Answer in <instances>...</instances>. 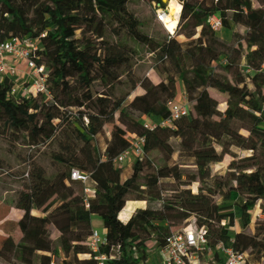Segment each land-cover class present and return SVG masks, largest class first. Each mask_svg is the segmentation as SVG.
I'll return each instance as SVG.
<instances>
[{
    "label": "trees",
    "instance_id": "obj_1",
    "mask_svg": "<svg viewBox=\"0 0 264 264\" xmlns=\"http://www.w3.org/2000/svg\"><path fill=\"white\" fill-rule=\"evenodd\" d=\"M153 1L164 7L162 0H148ZM180 2L176 37L159 39L141 32L127 9L129 0H0V44L23 38L41 42L34 59L49 76L53 98L48 103L42 97L15 98L7 81L0 84V138L26 147L50 146L57 138L49 127L58 125L68 139L51 154L59 168L48 176L33 165L29 186L13 206L23 215L13 225L10 247L0 245V255H11L10 264H96L87 242L93 232L91 210L100 206L106 208L101 253L107 264H148L149 244L163 247L175 221L204 217L207 209L213 216L204 230L214 264H221L214 251L227 242L236 217L253 227V234L237 233L234 249L246 255L245 264L264 263V77L251 56L255 51L264 61V0ZM212 16L223 30L244 31L243 52L217 37L209 26ZM103 23L114 27L117 37L125 35L149 50L159 63V83L135 84L132 89L139 87L142 95L129 104L110 93L131 55L106 43L98 48ZM179 83L189 116L174 128L147 131L143 121L168 117ZM217 98L225 100L224 111ZM235 108L240 109L237 119ZM116 125L120 130H110ZM134 138L144 140V156L123 177L112 161ZM227 152L241 156L224 172H214ZM72 171L91 178V198L85 199V187L71 180ZM193 186L197 197L181 198ZM128 203L145 208L122 223ZM228 204L231 208L218 210Z\"/></svg>",
    "mask_w": 264,
    "mask_h": 264
},
{
    "label": "rangeland",
    "instance_id": "obj_2",
    "mask_svg": "<svg viewBox=\"0 0 264 264\" xmlns=\"http://www.w3.org/2000/svg\"><path fill=\"white\" fill-rule=\"evenodd\" d=\"M165 1L168 3L169 0ZM176 1L179 2L180 0ZM127 9L137 20H139L141 24L140 30L143 34L149 36L150 38H169L162 26L156 23L150 2L147 0H129ZM230 17L231 15H228V18ZM243 33L244 31L242 29L233 27L231 31L220 30L216 33V35L221 40L227 42L232 41L243 52L244 47L241 43V37ZM97 38L98 48L102 47L103 43H106L110 46L118 48L122 52L129 53V55H131L129 65L123 69V76L110 93V96L113 100L126 99V104H129L136 96L142 95V91L139 87H136L135 90L132 89L135 84L145 79L150 80L153 84L159 83V75H161L159 63L157 62L155 56L149 53V50L136 44L125 35L121 34L117 37L115 34V28L107 25L106 23H103L100 27L97 33ZM252 62H257L255 63L256 66L263 64V62L259 63V60L256 61L253 56ZM247 87L253 93L256 92L255 88L252 86L247 85ZM60 91L61 89L59 92ZM177 98L178 104L188 102L181 83H179L178 86ZM217 99L222 104L221 109L224 111L227 108L224 102L225 100L222 98ZM234 105L235 103H233V106ZM234 111V117L237 119L240 114V109L235 108ZM76 112L77 111L73 110V113ZM114 129H119L118 125L112 127L110 130ZM49 130L53 132L57 138V142L50 146L37 144L34 147H26L8 142L0 138V218L12 214L13 217H11L10 220H16V212L12 208L15 205L18 196L25 192L26 188L29 186V174L33 165L42 167L48 176H52L55 170L59 168V166L51 159V154L60 152L62 148L61 146H63V144H67V133L64 131L61 132V129H58V125H51ZM107 138H109V135H107ZM240 156L241 155L234 152H227L224 162L222 164L216 165L214 167V172H224L230 162L237 160ZM135 162L136 161L132 160L122 168L120 172L122 173L123 177L127 175V168L129 165H132ZM196 197L197 186H193L190 192H185L181 195V198ZM234 200L235 196L233 197L232 202H234ZM216 204H218V200L216 201ZM225 208H231V204L219 205L218 210H222V212H224L223 210H225ZM135 211V205L127 204L126 211L122 213V215L119 217V220L122 223H126ZM229 212L232 213L234 211L230 210ZM105 213L106 208L101 206L91 210L93 231L97 232L101 237L105 236L101 223V216ZM218 214L220 215L222 213L220 212ZM210 216H213L212 210L207 209L206 215L204 217L193 215L187 222L175 221L174 225L170 229L171 233L175 234L182 232L188 227L196 229L207 228L210 224ZM11 222L0 223V245H2L3 242L6 243V247L10 245V243H7L10 242L9 236L15 231L13 226L15 223ZM212 224L215 227L214 223ZM228 233V240L234 237L237 233L251 236L253 234V227L244 225L241 219L236 217L234 227ZM158 248L159 247L156 243L148 245V264H155L158 262ZM10 263L11 255H0V264Z\"/></svg>",
    "mask_w": 264,
    "mask_h": 264
},
{
    "label": "built area",
    "instance_id": "obj_3",
    "mask_svg": "<svg viewBox=\"0 0 264 264\" xmlns=\"http://www.w3.org/2000/svg\"><path fill=\"white\" fill-rule=\"evenodd\" d=\"M148 1V0H147ZM162 0V7L156 1L150 3L155 21L166 31L169 38H175L178 31V24L174 26L172 32H168L166 24L169 20V4ZM175 2L180 6L179 18L182 11V2ZM167 5V6H166ZM174 19V17H172ZM209 26L216 34L223 30L217 16L209 18ZM42 50L41 42L28 38L11 39L0 44V84L7 81L10 84L11 96L19 99H30L42 97L45 101L53 102L49 76L43 66H39L35 57ZM224 63V61H222ZM260 73L264 77V61L259 66ZM249 69L244 67L243 74L247 76ZM190 105L188 102L176 103L170 106L168 117L156 120L150 118L143 121V127L149 132H156L159 129L174 128L175 122L189 116ZM144 140L134 138L128 150L114 158L112 163L116 169H122L130 161L140 159L144 156ZM71 180L81 183L85 187V199L91 198L92 191L88 188L91 178L77 171L71 172ZM88 208V207H87ZM125 209L122 211L124 213ZM121 213V215H122ZM120 215V216H121ZM227 230L228 225L224 224ZM235 238L232 237L228 242L219 244L214 251L221 264H245L246 255L241 251L235 250ZM105 236L101 237L93 231L88 239L87 246L93 255L96 264H107V258L102 255L101 250L105 247ZM214 258L209 249V242L206 238L204 229L188 227L182 232L172 234L163 247L158 248V262L155 264H214Z\"/></svg>",
    "mask_w": 264,
    "mask_h": 264
},
{
    "label": "crops",
    "instance_id": "obj_4",
    "mask_svg": "<svg viewBox=\"0 0 264 264\" xmlns=\"http://www.w3.org/2000/svg\"><path fill=\"white\" fill-rule=\"evenodd\" d=\"M252 56H253V58L256 59V61L259 60V63L260 62H263V60L261 59V57L255 51H252ZM255 63H257V62H254V64ZM128 204L135 205V210H139V209H144L145 208V204L144 203H128ZM12 209L16 212V214H15L16 220H10L11 217H13V216H12V214L11 215L9 214V215H7L5 217V219L1 223H8V222H11L12 221L11 223H15L16 224L22 218V215L23 214L20 211L14 209V208H12ZM92 226H93V224H92ZM104 234H106L105 231H104Z\"/></svg>",
    "mask_w": 264,
    "mask_h": 264
},
{
    "label": "bare ground",
    "instance_id": "obj_5",
    "mask_svg": "<svg viewBox=\"0 0 264 264\" xmlns=\"http://www.w3.org/2000/svg\"><path fill=\"white\" fill-rule=\"evenodd\" d=\"M179 12L180 6L175 2V0H172L169 4L170 22L166 24V29L168 30V32H172L174 26L177 24L179 19ZM172 17H174V19Z\"/></svg>",
    "mask_w": 264,
    "mask_h": 264
}]
</instances>
